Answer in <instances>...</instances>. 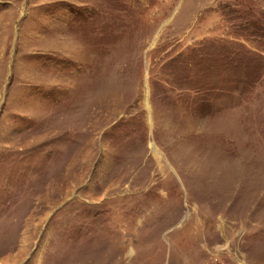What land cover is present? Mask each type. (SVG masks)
I'll return each mask as SVG.
<instances>
[{
    "label": "rangeland",
    "instance_id": "1",
    "mask_svg": "<svg viewBox=\"0 0 264 264\" xmlns=\"http://www.w3.org/2000/svg\"><path fill=\"white\" fill-rule=\"evenodd\" d=\"M0 264H264V0H0Z\"/></svg>",
    "mask_w": 264,
    "mask_h": 264
}]
</instances>
